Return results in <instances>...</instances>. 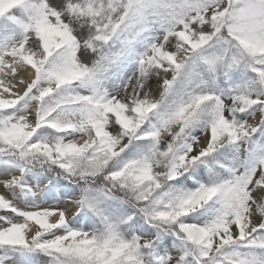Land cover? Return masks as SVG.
I'll use <instances>...</instances> for the list:
<instances>
[{
  "label": "snow or ice",
  "instance_id": "1",
  "mask_svg": "<svg viewBox=\"0 0 264 264\" xmlns=\"http://www.w3.org/2000/svg\"><path fill=\"white\" fill-rule=\"evenodd\" d=\"M0 264H264V0H0Z\"/></svg>",
  "mask_w": 264,
  "mask_h": 264
},
{
  "label": "bare ground",
  "instance_id": "2",
  "mask_svg": "<svg viewBox=\"0 0 264 264\" xmlns=\"http://www.w3.org/2000/svg\"><path fill=\"white\" fill-rule=\"evenodd\" d=\"M3 191V189L2 188H0V192H2Z\"/></svg>",
  "mask_w": 264,
  "mask_h": 264
}]
</instances>
